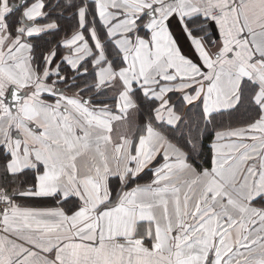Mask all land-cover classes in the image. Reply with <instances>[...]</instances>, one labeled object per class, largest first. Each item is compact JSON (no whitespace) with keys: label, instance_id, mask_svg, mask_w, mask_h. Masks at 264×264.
<instances>
[{"label":"snow or ice","instance_id":"1","mask_svg":"<svg viewBox=\"0 0 264 264\" xmlns=\"http://www.w3.org/2000/svg\"><path fill=\"white\" fill-rule=\"evenodd\" d=\"M0 264H264V0H0Z\"/></svg>","mask_w":264,"mask_h":264}]
</instances>
